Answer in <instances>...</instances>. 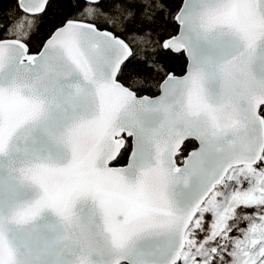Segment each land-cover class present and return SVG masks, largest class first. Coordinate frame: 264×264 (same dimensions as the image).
I'll return each instance as SVG.
<instances>
[{"label":"snow or ice","instance_id":"1","mask_svg":"<svg viewBox=\"0 0 264 264\" xmlns=\"http://www.w3.org/2000/svg\"><path fill=\"white\" fill-rule=\"evenodd\" d=\"M0 264H264V0H0Z\"/></svg>","mask_w":264,"mask_h":264},{"label":"trees","instance_id":"2","mask_svg":"<svg viewBox=\"0 0 264 264\" xmlns=\"http://www.w3.org/2000/svg\"><path fill=\"white\" fill-rule=\"evenodd\" d=\"M8 5L5 4V7H7ZM170 68L174 69L177 73H180L182 71L181 67L179 66V64L175 61H172L170 63ZM145 94H150V93H145Z\"/></svg>","mask_w":264,"mask_h":264}]
</instances>
